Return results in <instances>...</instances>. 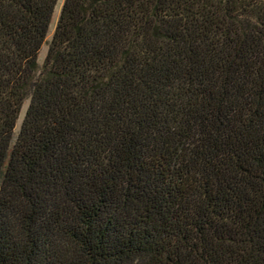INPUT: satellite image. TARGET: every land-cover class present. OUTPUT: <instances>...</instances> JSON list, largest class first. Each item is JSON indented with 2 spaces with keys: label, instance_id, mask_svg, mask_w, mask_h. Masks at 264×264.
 <instances>
[{
  "label": "trees",
  "instance_id": "1",
  "mask_svg": "<svg viewBox=\"0 0 264 264\" xmlns=\"http://www.w3.org/2000/svg\"><path fill=\"white\" fill-rule=\"evenodd\" d=\"M57 2L0 0V264H264V0H63L39 65Z\"/></svg>",
  "mask_w": 264,
  "mask_h": 264
},
{
  "label": "rangeland",
  "instance_id": "2",
  "mask_svg": "<svg viewBox=\"0 0 264 264\" xmlns=\"http://www.w3.org/2000/svg\"><path fill=\"white\" fill-rule=\"evenodd\" d=\"M62 2H63V0H58L57 4L55 6L54 13H53V17H52V22L50 24V28H49L48 35L46 37V41L43 44V46L40 49L39 54H38V64L39 65H41L42 62H43V60H44V57H45V54H46V51H47V47H48V42L51 39V35L53 33V29L55 27V24H56L58 15H59V11H60ZM27 104H28V100L24 101L23 106H22V109H21L20 116L18 118L17 125H16L15 130H14V137L17 135V133L19 131L20 123H21V120L23 118V115H24L25 109L27 107Z\"/></svg>",
  "mask_w": 264,
  "mask_h": 264
}]
</instances>
